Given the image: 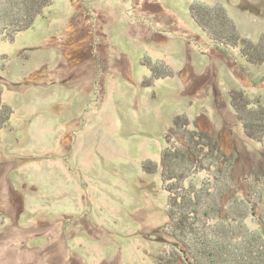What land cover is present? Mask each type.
<instances>
[{"label": "rangeland", "instance_id": "1", "mask_svg": "<svg viewBox=\"0 0 264 264\" xmlns=\"http://www.w3.org/2000/svg\"><path fill=\"white\" fill-rule=\"evenodd\" d=\"M193 6L262 43L264 0H53L31 29L0 38V97L14 112L0 132V264H157L178 197L165 152L200 128L234 158L220 182L244 197L264 161L241 123L264 126V66L213 41ZM215 9L204 16L219 26ZM261 202L257 216L239 207L249 243L264 244Z\"/></svg>", "mask_w": 264, "mask_h": 264}, {"label": "trees", "instance_id": "2", "mask_svg": "<svg viewBox=\"0 0 264 264\" xmlns=\"http://www.w3.org/2000/svg\"><path fill=\"white\" fill-rule=\"evenodd\" d=\"M52 5L53 0H10L6 3L0 0V38L5 40L31 29L37 18ZM197 7H192V16L206 35L213 41L233 49L241 46V54L248 58L250 64L264 66V39L262 43L255 44L238 36L235 28L230 25V19L215 8L219 26H213L211 16H207L208 14L204 16V12H213L214 9L211 10V8L205 10L199 8L203 11V16H200L199 20L193 15ZM253 56L256 60H253ZM241 92L232 93L235 105L237 102L241 104L243 99ZM13 113V109L7 103H3L0 97V132L8 126ZM241 123L250 139L264 143V126L250 127L245 120ZM174 124L178 126L179 120H176ZM200 130L203 133L197 132L194 138L189 137L188 134L189 138L182 137V145L169 148L165 152L164 180L168 181L167 183L171 182L172 185H178L174 195L178 197L172 200L168 211L175 228L171 231L166 230L172 246L161 251L157 264H250L249 260L255 259L264 252V244L260 238L256 242L255 240H251L250 243L245 241L246 236L243 234L241 225L246 221L248 214L243 212L246 209L239 207L250 204L252 215H259L257 208L262 203L264 192V161L251 165L247 189L244 191V197H241L234 193L233 183H228L226 186L225 181L220 182L222 178L234 179V158H230L223 151L216 137L205 133L201 128ZM209 149L210 152L206 154ZM204 155H208L206 159ZM173 156L180 160L177 164L172 161ZM181 162L185 165L179 166ZM216 169L219 173L215 172ZM205 173L206 177L202 185L198 186L195 178ZM190 179L191 183L189 187H186L184 183ZM182 192H184L183 195ZM176 210L179 218L173 216ZM2 220L3 216L0 214V222ZM214 220L221 223L215 222L212 225ZM242 237H244L242 241L246 242L245 247L240 245ZM193 239L197 242L195 245H192L193 242L195 243Z\"/></svg>", "mask_w": 264, "mask_h": 264}]
</instances>
